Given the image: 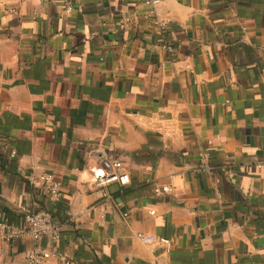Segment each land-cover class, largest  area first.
<instances>
[{"label": "crops", "instance_id": "1", "mask_svg": "<svg viewBox=\"0 0 264 264\" xmlns=\"http://www.w3.org/2000/svg\"><path fill=\"white\" fill-rule=\"evenodd\" d=\"M145 1L0 0V224L61 232L0 264H264V0ZM100 158L130 177L107 198Z\"/></svg>", "mask_w": 264, "mask_h": 264}, {"label": "built area", "instance_id": "2", "mask_svg": "<svg viewBox=\"0 0 264 264\" xmlns=\"http://www.w3.org/2000/svg\"><path fill=\"white\" fill-rule=\"evenodd\" d=\"M160 3V0H146L145 5L149 7H155ZM65 13L70 14L73 11V7L70 3L64 6ZM153 24H158L161 28L165 26V23H159V21ZM171 50L170 47H167ZM99 166L100 171L95 174L94 185L96 187L95 195L98 198H107V188L110 185L117 184L119 186H126L130 183L129 175L124 171L121 164L115 160H108L100 158ZM107 165V167H104ZM258 171L264 170V163L257 165ZM41 181L47 185V192L49 194L50 200L52 202H58L61 198L60 184L53 179L51 175H44ZM154 194L158 198H163L165 196H184L185 190L175 184L162 185L154 189ZM154 214V211L150 212ZM25 226L23 228H16L8 225L0 224V241H8L18 238L31 239L33 241H38L42 238H49L51 240H57L60 238V227L57 222L53 219L49 211L38 210L34 212H24ZM142 241L145 243H151L157 241L158 239L169 246L170 241L156 236H143ZM56 256L60 264H74L71 259L67 258L64 254H53L49 251H37L30 256L31 264H40L41 262L47 260L52 256Z\"/></svg>", "mask_w": 264, "mask_h": 264}]
</instances>
